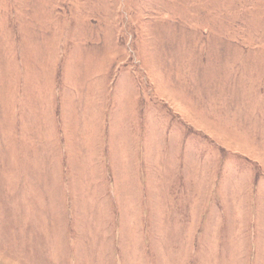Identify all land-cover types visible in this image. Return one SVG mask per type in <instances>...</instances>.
<instances>
[{
    "label": "rangeland",
    "instance_id": "374dc122",
    "mask_svg": "<svg viewBox=\"0 0 264 264\" xmlns=\"http://www.w3.org/2000/svg\"><path fill=\"white\" fill-rule=\"evenodd\" d=\"M0 264H264V0H0Z\"/></svg>",
    "mask_w": 264,
    "mask_h": 264
}]
</instances>
